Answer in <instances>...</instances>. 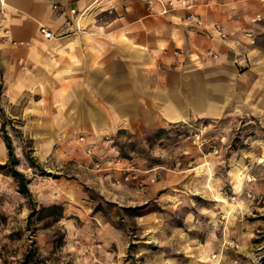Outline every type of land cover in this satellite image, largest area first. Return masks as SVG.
I'll use <instances>...</instances> for the list:
<instances>
[{"label":"rangeland","instance_id":"374dc122","mask_svg":"<svg viewBox=\"0 0 264 264\" xmlns=\"http://www.w3.org/2000/svg\"><path fill=\"white\" fill-rule=\"evenodd\" d=\"M1 97L0 164L7 133L31 194L0 167V264H101L98 251L102 264L264 257V119L196 118L100 138L69 129L53 139L39 119L10 117ZM52 205L60 214L43 210Z\"/></svg>","mask_w":264,"mask_h":264},{"label":"crops","instance_id":"0c3cea01","mask_svg":"<svg viewBox=\"0 0 264 264\" xmlns=\"http://www.w3.org/2000/svg\"><path fill=\"white\" fill-rule=\"evenodd\" d=\"M7 2L2 106L10 117L39 119L53 139L69 129L100 138L196 118L264 119V0H198L191 11L200 25L186 20L182 0L166 15L150 14L144 0ZM165 258L158 264H170Z\"/></svg>","mask_w":264,"mask_h":264},{"label":"built area","instance_id":"2783aa9c","mask_svg":"<svg viewBox=\"0 0 264 264\" xmlns=\"http://www.w3.org/2000/svg\"><path fill=\"white\" fill-rule=\"evenodd\" d=\"M182 1L184 3L183 7L190 10V12L186 16V20L191 22V24H197V25L202 24L203 21L201 19V16L198 13L191 11L197 4L198 0H182ZM144 2L148 12L150 14H155V15H166L178 7L177 0H144ZM7 8H8L7 0H0V26H3L2 22L4 21L6 22L8 20V13L6 10ZM71 12L75 13V9H72ZM40 30L42 34L47 38L55 37V34H53L50 30H48L45 27H41ZM213 30L223 39L228 37V34L223 30L220 24H214ZM3 32H4L5 40L13 44H16V41L12 37L11 31L8 27L5 26L3 28ZM177 52L178 51H176V53ZM210 54L215 56L211 52ZM195 137L197 138V140H201L200 142L201 144H204V140L202 139L200 133H196Z\"/></svg>","mask_w":264,"mask_h":264},{"label":"trees","instance_id":"16d2710c","mask_svg":"<svg viewBox=\"0 0 264 264\" xmlns=\"http://www.w3.org/2000/svg\"><path fill=\"white\" fill-rule=\"evenodd\" d=\"M4 128L5 127L3 126V129ZM4 141L6 143V147L8 150L9 161L6 164H0V167L1 168H9V172L11 173V175L19 179L22 191L27 193V194H31L29 187L27 186V180H26L25 174L23 172L17 170V168L15 167V164L17 163L18 158L14 152V147H13L11 138L7 133L4 134ZM27 159L31 163L32 166L36 167L35 159L32 156L27 155ZM43 210L48 211V212H54V213H55V211H57L56 213L60 214L59 213L60 206H58V205H52L50 207H43ZM252 264H264V257L261 258L259 261L254 262Z\"/></svg>","mask_w":264,"mask_h":264}]
</instances>
